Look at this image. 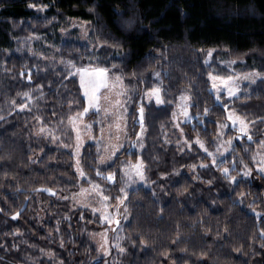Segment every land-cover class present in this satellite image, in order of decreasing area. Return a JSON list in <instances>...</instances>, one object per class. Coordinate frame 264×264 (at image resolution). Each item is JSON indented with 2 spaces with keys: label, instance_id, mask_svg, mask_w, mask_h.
Returning a JSON list of instances; mask_svg holds the SVG:
<instances>
[{
  "label": "trees",
  "instance_id": "trees-1",
  "mask_svg": "<svg viewBox=\"0 0 264 264\" xmlns=\"http://www.w3.org/2000/svg\"><path fill=\"white\" fill-rule=\"evenodd\" d=\"M29 5L43 6L49 17L36 18ZM66 17L94 23L96 41L119 53L108 58L105 67L128 82L136 81L139 93L144 80L161 71L168 103L147 104L144 116L148 145L143 159L154 185L133 189L125 198L128 218L122 213V221L112 229L114 234L123 226V254L115 247L111 254L100 255L89 236L102 229L99 215L72 209L67 200L80 188L72 153L40 146L30 138L34 112L4 111L0 264H27L34 257L30 264H55L38 257L45 251H52L62 264H264V174L255 169L252 177H243V171L236 172L228 162L213 165L198 147L179 153L158 142L156 151L149 148L151 139L160 138L161 125L170 123L172 101L185 88L192 96L191 116L182 123L188 140L201 139L212 148L219 123L227 118L224 105L243 114L255 131H264V83L253 86L246 99L229 100L223 94L217 100L200 55L205 49H219L264 69V0H0V64L11 72L3 76L0 67V79L12 96L40 88L49 107L62 113L69 107L59 103L69 94L84 106L78 80L12 48L20 36L33 34L32 23L42 28L53 18ZM66 45L64 57L78 55L81 48ZM135 107L128 124L131 140L138 138L140 129ZM95 132L97 137L98 129ZM251 137H243L235 147L250 164L263 138L261 133ZM98 156L95 143L85 145L82 167L88 180L83 184L99 183L113 204L122 185V162L135 159L137 153L127 146L112 164L103 166ZM224 168L230 169L228 177ZM110 174L114 180L106 179Z\"/></svg>",
  "mask_w": 264,
  "mask_h": 264
},
{
  "label": "rangeland",
  "instance_id": "rangeland-1",
  "mask_svg": "<svg viewBox=\"0 0 264 264\" xmlns=\"http://www.w3.org/2000/svg\"><path fill=\"white\" fill-rule=\"evenodd\" d=\"M33 11L34 16L40 18L42 21L45 19V16L49 17L46 8L43 6L33 7ZM32 26H34V28H32ZM31 28L33 34L28 37L20 36L15 40L12 50L15 52L32 54L51 68L60 69L69 77L76 78L78 82V68L95 66L105 67L108 58L110 59L111 56L115 55L119 56L117 51L109 52L106 47H103L101 43L96 41L94 36L95 28L92 21L69 17L57 21L53 18L47 21L45 27L41 28V26L39 27L36 23H32ZM44 30L49 31L46 32ZM66 44L76 45L81 48L78 55L72 58L64 57L62 51L63 46ZM209 52H211V56L208 55ZM200 55L209 68L208 81L211 86L213 83L217 85L216 89L212 87L216 96L225 94L229 100L241 96L246 99L249 95L251 96L253 94V86L260 85V82L264 83V69L257 63L247 60L242 56L240 58L231 55L228 51L214 48L200 51ZM69 61H71L72 64H70ZM1 64L0 67L2 68L3 76L11 75V72L5 69V65H3V63ZM69 73H73V75H69ZM157 73H159V76L156 75ZM256 73L260 75H255ZM209 74L218 78H227L231 76L233 79L227 81V86L235 91V95L229 97L222 80H212ZM11 77L12 79L14 78L13 75ZM116 77H120V79L117 80ZM245 77L248 78L246 79ZM144 82L145 88L139 93L136 81L132 80L128 82L121 74L110 69L107 80L108 86L100 89L98 93L99 102L96 107L89 106L88 99L83 95V90L81 89L84 106L81 108L80 100L77 98L75 99L69 94L66 101L59 103L60 107L66 104H68L69 107L66 112L62 113L55 112L54 108L49 107L50 102L47 100V94L41 92L40 88L33 91H18L12 96L10 91L6 89L3 80L0 79V119L3 117V112L11 108L12 110L32 111L34 115L30 120V138L40 146H52L72 153L74 169L80 180V188L77 192L72 193L67 200L72 209L85 208L99 215L102 229L90 232L89 236L91 241L96 245L99 254L104 256L111 254L115 247L120 251L123 249V251H121L122 254L124 252L125 247H123V245L125 240L123 226L119 227L114 234H112V229L116 220L118 223L122 221V213L126 214L128 211L127 207L124 205V201L129 191L140 187L151 189L154 185V182L151 181L148 176V165L143 159V151L148 145V128L144 125L142 131L140 126L138 138L131 140L128 129L129 116L134 105H136L134 112L138 114L137 121L139 122L138 110L141 106L144 107L145 116V106L147 104H155L158 107L167 104V89L164 86V79L161 71L154 73L152 78L144 80ZM152 88L160 89V96L164 103L157 104L155 97L148 94L149 90ZM25 93L28 95L26 96ZM182 96L189 97V99L182 100ZM137 98L138 100H136ZM117 101H119V104H117ZM69 102H71V104ZM137 102L139 106H137ZM172 103L175 109L172 112L170 123L161 125L160 138L150 140V142H153L150 143L149 147L151 151L154 152L157 150L154 143L162 142L161 145L167 148L174 146L179 153L185 151L194 152V150H197L194 149V147H198L208 156L207 152L196 144L197 139L192 141L187 139L182 126V123L187 121L191 116V92L187 88L183 89ZM182 106H184L183 109ZM85 107H88L89 111L81 115ZM48 110L51 111L50 114H48ZM183 110L187 111V117L183 114ZM230 113L245 118L246 121H248V119L235 108H228L226 112L227 116ZM117 125H119V129ZM253 127V123L248 124V135H258V133H261L263 138L260 141H264V131H255ZM41 129H43V131H41ZM97 129L98 136L96 137L95 131H97ZM216 133L217 135L213 141L214 145L212 148L203 140L199 139L207 148L208 152L214 154L216 164L221 161L228 162L236 172H238V170L244 172L247 169H251L252 171L248 176L249 178L253 176L255 169L258 170L259 167H264V164L261 163L264 161V144L259 142L257 145L253 159H251V164L247 162L241 154L236 152L235 147L238 141L243 140V137H248V135L242 136L240 133L239 122L233 127L232 122L226 118L224 122L219 123ZM77 137H79V139H77ZM138 140L139 143L137 142ZM88 143L96 144L99 153L97 158L99 166L112 164L115 160V156L122 152L127 146L131 151L137 153L135 159L126 158L122 162V185L119 193L116 194L113 204L111 196L105 193L104 188L99 183L89 181L87 185L83 184V181L88 180V178L82 167V154L83 148ZM77 145H79L78 150ZM117 147H119V151L113 156L112 152ZM208 157L212 162L213 158L210 156ZM138 159L143 161V180H141L139 176L132 175L129 177L124 174L128 171V165L135 164ZM77 161L79 163H77ZM245 165H247V169ZM78 169H82L84 173L83 176L80 175ZM165 177L166 176H162V179ZM122 189L123 191H121ZM105 196L109 197V199L104 200L103 197ZM117 197L120 199L118 200ZM121 201H123V203H121ZM104 217H109L111 222L104 219ZM127 218L128 215L126 214L125 220H127ZM38 257L40 259L46 257L55 264H62V260L56 258L52 251H45ZM35 259L36 257L27 260V264H30Z\"/></svg>",
  "mask_w": 264,
  "mask_h": 264
},
{
  "label": "snow or ice",
  "instance_id": "snow-or-ice-1",
  "mask_svg": "<svg viewBox=\"0 0 264 264\" xmlns=\"http://www.w3.org/2000/svg\"><path fill=\"white\" fill-rule=\"evenodd\" d=\"M30 7H35V5H29ZM209 56H211V52L208 53ZM70 64H72L71 61H69ZM75 66V65H73ZM77 73L79 74V84H80V88L83 90V95L88 99L89 102V106L90 107H96L98 102H99V96L98 93L100 92L101 88H106L108 86L107 84V80H108V76L110 73V69L107 67H100V66H95V67H80L77 69ZM21 75H23V73H21ZM69 75H73V73H69ZM157 76H159V73L156 74ZM255 75H260L259 73H256ZM210 79L212 80H216V79H221L222 82L224 83V87L227 89V93L229 97H233L235 95V91L232 88H228L227 86V81H231L233 78L231 76L227 77V78H222V77H215L212 76L211 74H209ZM29 80L31 79V75L29 74L28 76ZM67 78V77H65ZM246 79L248 77H245ZM117 80L120 79V77H116ZM213 89H216L217 85L215 83H213L212 85ZM150 96H154L156 103L157 104H162L164 103V101L161 99L160 96V89L159 88H152L149 90L148 93ZM25 95L27 96L28 94L25 93ZM182 100H187L189 99V97L186 96H182L181 97ZM217 100L220 99V96L217 95L216 97ZM71 104V102H69ZM117 104H119V101H117ZM184 108V106H182V109ZM225 111H228L227 109V105H224ZM89 111L88 107H85L83 109V113H81V115L86 114ZM139 122H140V126H141V130L143 131L144 128V124H143V120H144V107L141 106L139 108ZM208 109L205 108L204 109V113L205 115L208 113ZM183 114L185 115V117L188 116V113L186 110H183ZM227 119L229 121L232 122V126L235 127L237 122H239V131L240 133L243 135H248V124L252 123L249 121H246L245 118H242L238 115H234L232 113H230L227 116ZM90 127V126H88ZM117 128L119 129V125H117ZM41 131H43V129H41ZM139 136V134H137ZM251 136L248 135V139L251 140ZM77 139H79V137H77ZM139 143V140L137 141ZM187 143V142H186ZM260 143L264 144V141H260ZM196 144H198L201 148L204 149L205 152H207L208 156L212 157V163L213 165L216 164V160H215V156L213 153L208 152L207 148L199 141V139L196 140ZM142 146V145H141ZM79 145H77V150H78ZM119 151V147L115 148L112 152V155L115 156L116 152ZM77 163H79L77 161ZM262 164H264V161L261 162ZM201 167H207V165H201ZM245 168L247 169V165H245ZM78 171L80 172V175L83 176L84 173L82 171V169H78ZM223 174L225 175V177L229 176L230 173V169L229 168H224L223 170ZM251 169H247L246 171H244L242 173L243 177H248L251 174ZM258 171L261 174H264V167H259ZM101 173L99 172V170L97 171V175H100ZM125 175H128L129 177H131L132 175L135 176H139L141 180L144 179V175H143V161L142 160H137V162L135 164H129L128 165V171L124 173ZM106 179L108 180H114V176L113 175H109L106 177ZM232 182H237L236 181V177H231ZM98 187V186H97ZM44 191H49L51 192V189H44ZM123 191V189L121 190ZM53 195H55L54 192H52ZM104 200L109 199V197L105 196L103 197ZM117 199L119 200L120 198L117 197ZM121 203H123V201H121ZM0 211H2V209H0ZM16 215H19V213H17ZM15 218V216L13 217ZM104 219H107L109 222H111L109 217H104ZM118 223V221H117ZM262 235H264V233H262ZM119 247V246H117ZM121 251H123V249H121Z\"/></svg>",
  "mask_w": 264,
  "mask_h": 264
},
{
  "label": "water",
  "instance_id": "water-1",
  "mask_svg": "<svg viewBox=\"0 0 264 264\" xmlns=\"http://www.w3.org/2000/svg\"><path fill=\"white\" fill-rule=\"evenodd\" d=\"M118 224H119V223H117V220H116L113 229H115V228L118 226Z\"/></svg>",
  "mask_w": 264,
  "mask_h": 264
}]
</instances>
